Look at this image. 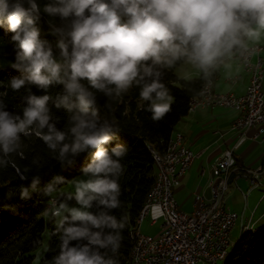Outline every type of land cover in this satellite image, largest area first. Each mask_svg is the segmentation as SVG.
Returning <instances> with one entry per match:
<instances>
[{"label":"clouds","instance_id":"clouds-1","mask_svg":"<svg viewBox=\"0 0 264 264\" xmlns=\"http://www.w3.org/2000/svg\"><path fill=\"white\" fill-rule=\"evenodd\" d=\"M27 3L25 8L16 0L10 9L8 0H0V25L6 24L13 33L11 40L19 49L14 66L22 72L11 79L10 86L19 90L32 84L46 91L50 85L62 84L64 92L56 97L55 106L72 113V139L66 142L68 133L50 122V95H29L22 118L4 110L0 101V166H6L10 155L20 150L21 135L34 133L58 153L61 162H71L70 156L94 149L90 163L82 169L88 178L73 181L74 192L67 195L79 207L53 199L45 212L57 218L61 234L60 252L53 264H119L116 255L126 216L118 220L108 211L94 214L89 209L93 202L104 209L120 207L118 178L124 171L120 160L127 148L117 144L109 152L105 147L118 128L99 122L95 93L81 81L87 80L91 89L109 98H119L139 86L140 101L149 102L146 110L153 121H159L174 101L161 82V69L184 62L209 79L264 34V0H52L43 11L69 21L54 28L60 36V60L48 42L40 39L35 26L40 6L36 0ZM62 181L54 177L45 194L55 192L54 185ZM37 182L34 178L33 187ZM21 196L27 198L28 189H22ZM74 240L87 243L70 246ZM99 249H110L112 255Z\"/></svg>","mask_w":264,"mask_h":264},{"label":"trees","instance_id":"trees-1","mask_svg":"<svg viewBox=\"0 0 264 264\" xmlns=\"http://www.w3.org/2000/svg\"><path fill=\"white\" fill-rule=\"evenodd\" d=\"M8 2L11 9L16 0ZM21 2L23 7H29L27 0ZM36 2L41 9L35 25L39 29L40 39L48 42L54 57L60 60V36L54 28L66 25L69 21L61 20L58 16H49L43 11L44 5L52 0ZM12 35L6 24L0 25V101L3 102L4 110L22 118L29 95L48 94L51 97L48 102L50 122L55 123L58 130L68 133L66 142H70L72 113L63 107L55 106L56 97L64 92L62 84L50 85L46 91L32 84H26L19 90L11 88V79L22 75L20 68L14 66L18 64L16 54L19 49L17 43L11 40ZM180 63L173 68L161 69V82L168 88L174 101L171 111L159 121H153L151 112L146 110L149 102L140 101L139 86H133L119 98H109L102 92L91 89L87 80L81 81L95 93L99 122L107 121L118 128L113 139L105 147L109 152L117 144L127 148L126 155L120 160L124 168L123 174L118 178L121 187L120 207L104 209L93 202V207L89 209L94 214L101 210L108 211L118 220L126 216V226L121 230V247L116 255L119 264H130V251L134 241L130 229L137 223V216L156 180L157 164L153 151L164 153L167 150L174 125L181 116L188 113L191 98L199 93L205 80L201 74L187 79L179 76L175 69ZM93 152L94 149H88L70 156L71 162H61L58 153L50 150L34 133L30 136L21 135L20 150L10 155V162L6 166H0V264H53V258L59 254L61 245V234L57 227L52 229L49 245L39 262L33 261V251L42 244V231L45 227L42 213L49 207V199L53 196L45 194L44 189L53 182L54 177L63 178L61 183L54 185L56 189L83 172L82 169L90 163ZM34 178H38V182L33 187ZM22 189H28L27 198H22ZM67 195L57 197L58 201L67 200ZM104 231L111 230L105 228ZM85 243L86 240H74L70 241V246ZM99 251L112 255L110 249ZM223 264H264V224L242 233L227 253Z\"/></svg>","mask_w":264,"mask_h":264},{"label":"built area","instance_id":"built-area-1","mask_svg":"<svg viewBox=\"0 0 264 264\" xmlns=\"http://www.w3.org/2000/svg\"><path fill=\"white\" fill-rule=\"evenodd\" d=\"M262 48L264 43H256L249 46L248 51L238 55L243 67L250 70L251 75L246 90L242 92V96H237V101H230V94L234 92L217 91L214 87H209L206 89L205 101L195 103V106L222 105L237 110L232 128L238 130L239 136L234 146L223 149L211 166V174L207 180L210 197L198 194L191 211L180 207L174 189L181 183V177L190 166L195 153L185 145L181 150L188 151V159H180V150L169 156V163H164L165 183L159 190L154 191L153 199L149 202L150 221L156 223L161 220L159 230L145 234L140 240L144 242L147 237H155L152 249L142 250L144 264H220L221 255L232 243L231 230L239 214L227 206L223 209L222 216H215L214 197L217 191H222L224 166L231 162V155H236L234 147L246 138L247 130L252 124H259V131L255 135L264 131L263 58H252L253 53ZM247 176L251 187L258 186L259 181H264V170ZM158 197H165V205H158ZM51 200L52 196L49 201ZM143 219L141 217L140 223ZM250 224V219L246 222L242 220L240 229ZM159 255H167V262L159 263Z\"/></svg>","mask_w":264,"mask_h":264},{"label":"crops","instance_id":"crops-1","mask_svg":"<svg viewBox=\"0 0 264 264\" xmlns=\"http://www.w3.org/2000/svg\"><path fill=\"white\" fill-rule=\"evenodd\" d=\"M256 43H264V34L258 41L250 42L249 45ZM258 56L263 58L264 65V48L256 50L252 58L255 60ZM195 72L196 75L200 74L198 69ZM238 74L239 76H235ZM250 75L251 71L243 67L237 54L214 72L213 87L217 91L242 93L247 88ZM237 114V110L222 105L198 106L181 116L174 125L173 134L180 131L185 143L195 153L190 166L181 177V183L174 189L182 209L193 210L198 194L210 197L207 180L211 174V166L223 149L234 146L239 136V132L232 128ZM258 131L259 124H252L247 130L246 138L234 147L237 163L252 167L248 168L254 174L264 170V131L255 135ZM245 174L239 169L231 173L230 185L223 200L239 214L235 226L241 225L242 220L246 222L250 219L254 227H259L264 224V181L251 187L248 174Z\"/></svg>","mask_w":264,"mask_h":264},{"label":"bare ground","instance_id":"bare-ground-1","mask_svg":"<svg viewBox=\"0 0 264 264\" xmlns=\"http://www.w3.org/2000/svg\"><path fill=\"white\" fill-rule=\"evenodd\" d=\"M263 76H264V73L262 72V82H263ZM209 87H213V80H211V77L207 80H204L199 93L195 95L193 98H191L190 110L198 107V106H195V103H202V101H205L206 89H209ZM237 96H242V93L234 92V94H230V101H237ZM185 145L187 144L184 141L183 134L180 131H177L170 138L167 150L164 153L153 151V155H154V158L157 164V176L137 216V223L134 225V227H131L132 229H130L132 230L131 232H133V238H134L133 245L130 251V264H144V258H142V250L152 249V246L155 245V237H147V241L140 242V240L143 239L144 235L146 234L141 231L140 219L141 217H146V216L150 217L149 202L151 201V199H153L154 191L159 190L161 185L165 183L164 163H169V156L174 155V153H177L180 150V159H188V151L181 150L182 148L185 147ZM235 169H239L243 173H246L248 175H254V173L251 172L250 169H247L244 166L239 165L237 163L235 155H231V162H227L224 166V174H223L224 183H223L222 191H217L214 197L215 216H222L223 209H226V207L229 206L228 204L224 202L223 199L230 185L231 173ZM261 183L262 181H259L258 185ZM53 199L59 202L58 198H55L52 196V200ZM158 205H165V197H158ZM150 223L155 224L154 221H150ZM254 229L255 227L253 224H250V226L244 229H240L238 238L241 236L242 233H245L247 231L254 230ZM138 244H139V248H138ZM233 244L231 243L230 246L227 248L229 249L227 253L231 250V247L233 246ZM227 253L221 255L220 264H223ZM166 262H167V255H159V263H166Z\"/></svg>","mask_w":264,"mask_h":264},{"label":"rangeland","instance_id":"rangeland-1","mask_svg":"<svg viewBox=\"0 0 264 264\" xmlns=\"http://www.w3.org/2000/svg\"><path fill=\"white\" fill-rule=\"evenodd\" d=\"M196 69L197 68H195L193 65L182 62L176 67L175 72L179 76L184 75V77H191V76H195L196 75L195 74L196 73L195 72ZM184 73H186V74H184ZM244 167L249 169L248 167H250V166H248V167L244 166ZM250 168H252V167H250ZM253 169H255V168H253ZM87 178L88 177H86L83 174V172H80V173L76 174L70 180H68L67 182H65L61 186L57 187L55 192L52 193L53 197L57 198V197H60V196H62L64 194H69L71 192H74V185H73L72 182L75 181V180H81V179H87ZM62 201H66L70 207H79V205L76 203L74 198H73L72 201H68V200H62ZM62 201H60V202H62ZM48 205H49V207L47 209L50 208V203ZM46 210L42 213V217L45 220V227H44V229L42 231V244L37 249H35L33 251V254H34L33 261L35 263L39 262L40 257L46 251V249H47V247L49 245V242H50L52 229L54 227H57V225H56L57 218L52 216L51 214L45 215ZM160 221L161 220L157 221L155 224H151L149 216L144 217V219L142 220V222L140 224L141 231L143 233H146V234L157 232L159 230ZM239 226H240V224H237L231 230L230 237L232 239V244L236 241V239L239 236V233H240V227ZM228 250L229 249H227L224 254H226Z\"/></svg>","mask_w":264,"mask_h":264}]
</instances>
